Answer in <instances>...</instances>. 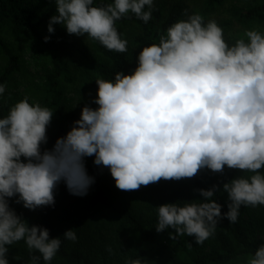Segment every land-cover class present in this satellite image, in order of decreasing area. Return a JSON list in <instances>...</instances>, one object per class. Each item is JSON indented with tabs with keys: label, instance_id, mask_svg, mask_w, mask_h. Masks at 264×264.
I'll use <instances>...</instances> for the list:
<instances>
[{
	"label": "clouds",
	"instance_id": "9594fccd",
	"mask_svg": "<svg viewBox=\"0 0 264 264\" xmlns=\"http://www.w3.org/2000/svg\"><path fill=\"white\" fill-rule=\"evenodd\" d=\"M56 24L69 35L98 41L109 51L127 52L116 22L129 12L144 23L152 18L154 0H114L93 6L94 0H55ZM147 6V10H145ZM245 38L229 44L215 20L198 13L173 23L159 43L143 47L130 74L116 72L113 80L98 78V107L85 105L80 118L51 149L48 127L54 111L17 102L0 118V264H9V246L24 241L32 264L50 262L61 247L60 237L29 225L9 201L29 210L55 205V190L64 183L69 193L83 197L95 183L86 158L109 169L122 191L139 190L163 180L195 177L203 169L223 174L243 173L222 189H198L205 202L166 203L157 207L158 233L194 236L198 245L215 234L220 219L238 221L240 209L264 205V33L246 30ZM45 37V42L50 40ZM6 84H0V96ZM251 173V175H244ZM227 193L228 211L212 199ZM76 241L75 229L63 234ZM111 252V248L108 249ZM125 264H148L141 257ZM247 264H264V245Z\"/></svg>",
	"mask_w": 264,
	"mask_h": 264
},
{
	"label": "trees",
	"instance_id": "16d2710c",
	"mask_svg": "<svg viewBox=\"0 0 264 264\" xmlns=\"http://www.w3.org/2000/svg\"><path fill=\"white\" fill-rule=\"evenodd\" d=\"M52 1L55 0H0V60H5L0 70V84H6L7 87L23 69L21 56L14 49L18 41L29 39L39 57L49 59L51 70L45 76V106L55 112L47 131V144L51 147L57 138L69 132L66 112L61 107L63 101L61 85L63 81H71L69 62L61 55L54 38L44 32L45 26L54 15V9L50 7ZM106 1L114 3V0ZM224 1L206 0L203 11L213 14L223 6ZM250 1L254 6L246 13L239 15L243 23L264 16V0ZM186 12V7L182 2L172 1L168 7L154 5L152 18L148 23H144L131 12L123 17V21L138 30L134 36V43L143 49L145 46L159 43L160 36L166 34L168 27L185 19ZM219 26L224 29L228 27V24ZM46 36L51 37L48 42H45ZM87 40V43L80 44L77 55L95 71L97 79L113 80L118 71L129 74L130 58L127 52L109 51L98 41ZM96 80L90 83L92 100L97 94ZM11 107L0 98V118L7 116ZM92 107L98 106L93 104ZM85 162L89 175L93 176L92 163L87 159ZM207 170H201L191 179L185 178L187 181L180 184L181 186L179 185L178 189L174 190L175 192L169 191L167 189L169 183L162 180L148 186H141L139 190H133L123 196H118L115 192L117 187L113 178L109 180V186L94 183L88 194L84 196L83 205L77 211L74 229L76 232L83 231L90 220H95L100 213H106L110 225L116 229L118 234L127 239L126 257L120 264H125L126 260L136 259L138 256L146 260L148 264H247L250 255H254L256 249L264 245V239L256 235V224L259 225L262 220H258L257 216L253 228L244 218L249 207H241L238 221L235 223L231 224L227 218L220 219L215 234L203 245H198L194 236H177L175 241L187 257V260H182L178 257L175 248L160 239V233L155 229L158 223V213L140 214L130 203L132 199L144 198L149 200L157 210V207L166 203H182L183 199L188 196L187 193L190 194L193 191L199 193L198 189H210L214 185H219L222 189L224 179L227 177L233 179L243 175L239 170L228 169L229 171L220 176H215ZM261 171L264 172V170ZM70 196L71 194L62 182L56 189L54 206L29 210L24 208L22 203H15L16 198H12L9 203L18 215L28 221L30 226L46 227L50 231V238L60 237L61 247L47 264H99L96 257L86 251L82 245L63 237L71 226L65 225L61 220L60 198L66 199ZM212 199L222 205V214L229 210L227 193L222 190L218 191ZM170 232L174 230L166 229L161 233L170 236ZM9 253L14 259L13 264H32V256L40 255L39 252L30 250L23 240L9 246ZM39 264H46L42 257Z\"/></svg>",
	"mask_w": 264,
	"mask_h": 264
},
{
	"label": "rangeland",
	"instance_id": "374dc122",
	"mask_svg": "<svg viewBox=\"0 0 264 264\" xmlns=\"http://www.w3.org/2000/svg\"><path fill=\"white\" fill-rule=\"evenodd\" d=\"M172 1H180L186 7V20L191 14H200L204 17L205 23L209 20H215L218 25L228 24V27L223 29L224 38L229 44L235 43L237 39L245 38L244 33L246 30L256 29L264 33V16L255 18L247 23L241 22L239 19L240 14L246 13L250 10L254 4L250 0H225L223 6L213 14H208L203 11L206 0H199L197 2L191 0H154V5L167 6ZM109 4L106 0H94L93 6H105ZM50 7L54 9V15H57L55 1L50 2ZM49 24V23H48ZM48 24L44 28V32L50 35L57 42L61 55L70 64V76L71 81H63L61 87L63 91L62 109L66 112V119L69 131L73 127L74 121L78 120L81 115V110L85 105L93 106L91 98L90 83L97 79V74L91 69L85 62H83L77 55V49L81 43H87L85 36L69 35L66 28L60 24H56L54 33L48 32ZM116 27L121 33L122 39H127L130 64L129 71H134L138 63V55L142 48L134 43V36L138 33L131 24H127L123 21V18L116 22ZM15 51L21 56L23 62V69L12 82L6 87L5 93L0 97L1 101L11 106H14L17 102L29 98L30 103L39 102L41 106H45L46 103V88H45V76L51 70V64L47 57H39L33 43L29 39L21 40L15 43ZM5 64V60H0V70ZM51 149L48 144L43 145L42 149ZM90 161L94 167L93 176L95 177V183L99 185L109 186V180L112 178L109 169L102 166H96L94 164V157L86 158ZM229 171L225 166V172ZM207 172H211L207 170ZM213 173V172H211ZM213 175L220 176L219 173H213ZM226 175H228L226 173ZM245 175H251L246 174ZM163 182L166 180L161 179ZM232 178L227 177L222 181V184L229 182ZM186 179L167 180L169 183L167 189L175 192L180 184L185 183ZM181 186V185H180ZM114 190V189H113ZM56 192V190H55ZM118 196H123L131 191H122L118 188L115 190ZM181 205L184 202L201 201L205 202V198L200 196L196 191L187 193ZM197 201V202H198ZM84 203V196L71 195L70 198H60V204L62 207V213H60L61 220L65 225L71 226L70 229H74V221L77 218V211ZM133 207L143 215H151L158 213L156 208L152 206L149 200L144 198H136L130 200ZM259 212V215H258ZM262 222L256 224V235L258 238L264 239V205L251 207L244 215L245 220L251 224L254 228V221L257 219ZM92 218V217H91ZM76 244L82 245L86 251L92 253L99 264H120L125 260V247L127 239L118 234L116 229L110 225L106 217V213H100L97 218L90 220L83 231H77ZM160 239L171 245L176 249L177 255L182 260H187L186 255L183 253L181 247L170 236L160 233ZM111 248V252L108 250ZM7 258L9 264H13V257L8 252Z\"/></svg>",
	"mask_w": 264,
	"mask_h": 264
}]
</instances>
